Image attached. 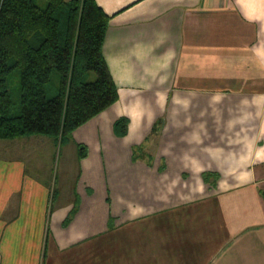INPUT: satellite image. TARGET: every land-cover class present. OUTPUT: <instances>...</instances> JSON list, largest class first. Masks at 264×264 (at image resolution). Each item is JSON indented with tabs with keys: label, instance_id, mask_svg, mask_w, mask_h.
<instances>
[{
	"label": "crops",
	"instance_id": "0c3cea01",
	"mask_svg": "<svg viewBox=\"0 0 264 264\" xmlns=\"http://www.w3.org/2000/svg\"><path fill=\"white\" fill-rule=\"evenodd\" d=\"M95 1L118 98L59 180L0 139V264H264V0Z\"/></svg>",
	"mask_w": 264,
	"mask_h": 264
},
{
	"label": "trees",
	"instance_id": "16d2710c",
	"mask_svg": "<svg viewBox=\"0 0 264 264\" xmlns=\"http://www.w3.org/2000/svg\"><path fill=\"white\" fill-rule=\"evenodd\" d=\"M44 1L41 7L35 0H0V139L43 135L56 152L111 106L118 90L102 50L110 16L95 0ZM127 128L126 117L115 120L116 135ZM76 146L78 157L86 156V146Z\"/></svg>",
	"mask_w": 264,
	"mask_h": 264
},
{
	"label": "rangeland",
	"instance_id": "374dc122",
	"mask_svg": "<svg viewBox=\"0 0 264 264\" xmlns=\"http://www.w3.org/2000/svg\"><path fill=\"white\" fill-rule=\"evenodd\" d=\"M36 3L43 7L45 5V1L44 0H35ZM95 77L94 74H91L88 78V80H93ZM53 81L55 82V84H57L58 82V74L54 73L53 75ZM9 84H10V88L11 90L15 93L16 89L18 88L19 85V72L18 71H14L12 73V75L9 78ZM66 143L59 146L57 145L56 147V152H55V157H54V161H53V178L59 180V178H61V176L64 174V171L66 170V163H65V151H66Z\"/></svg>",
	"mask_w": 264,
	"mask_h": 264
}]
</instances>
